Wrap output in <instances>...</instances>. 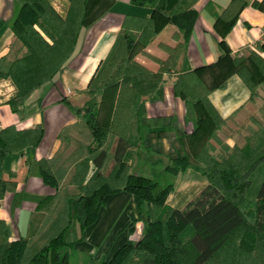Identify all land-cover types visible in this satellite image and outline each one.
Segmentation results:
<instances>
[{
    "label": "trees",
    "instance_id": "16d2710c",
    "mask_svg": "<svg viewBox=\"0 0 264 264\" xmlns=\"http://www.w3.org/2000/svg\"><path fill=\"white\" fill-rule=\"evenodd\" d=\"M61 14L52 0H14L10 28L18 47L0 59V80L10 79L16 94L8 104L19 113L26 101L61 75L76 50L81 33L104 12L107 0H66ZM199 0H133L151 10L149 17L127 15L116 40L85 91L82 107L63 98L78 122L61 133L63 149L53 159L39 161L43 182L55 193L35 209L30 235L11 241L0 220V264H69L84 232L96 224L106 199L132 195L138 218L128 211V240L109 264H264V117L253 120L243 147L231 149L217 136L226 124L210 100L237 75L251 93L264 89V42L246 56L224 50L213 64L184 70ZM247 0H232L216 18L223 37L236 25ZM264 12V0L254 2ZM175 76L173 94L185 102L186 122L193 131L182 134L165 117L149 118L145 104ZM168 127L178 148L162 175L178 176L192 169L207 186L183 209L167 205L174 183L137 174L135 152L152 154L145 135L167 136L154 128ZM44 128L0 131V202L16 184L3 179V162L11 154L36 149ZM76 144L64 158V150ZM217 145L220 152L217 153ZM157 174L155 177H160ZM74 192L63 189L64 185ZM43 216L39 221V217ZM142 236L131 237L136 224ZM39 224V226H37ZM80 237L72 239L75 227Z\"/></svg>",
    "mask_w": 264,
    "mask_h": 264
},
{
    "label": "crops",
    "instance_id": "0c3cea01",
    "mask_svg": "<svg viewBox=\"0 0 264 264\" xmlns=\"http://www.w3.org/2000/svg\"><path fill=\"white\" fill-rule=\"evenodd\" d=\"M107 1L104 12L81 33L76 50L63 73L57 76L53 83H47L34 92L19 113H14L8 104L15 97V85L10 79L0 80V131L9 126H15L19 130L37 126L44 128V138L36 149L28 148L21 153L11 154L3 162V179L16 184L15 190L7 192L0 202V220L6 223L11 241L30 235L31 223L37 215L36 206L45 197L55 193L43 182L39 161L53 159L60 154L63 149L62 131L78 122V118L63 103V98L70 101L68 98L70 95L77 92L79 94L87 89L100 63L109 54L127 15L149 17L151 14L149 8L136 6L133 0ZM231 1L199 0L196 3L198 18L188 46L184 67L186 72L215 63L224 54L219 44L223 38L233 55L246 56L249 50H255L257 45L264 42V12L253 5L254 2L262 0H247L248 4L240 12L236 25L223 37L224 28L216 27V18L229 7ZM52 3L61 14H65L68 8L66 0H52ZM13 14L14 0H0V59L14 56L18 48L14 44L15 37L10 28ZM175 79V76L165 78V83L159 91L146 102L145 112L149 118L172 119V125L176 130L182 134H190L193 131V124L186 122V104L173 94ZM263 91L264 89H260L259 97L251 100L250 91L235 75L223 88L211 94L212 104L226 121L217 136L231 149L238 146L237 137L232 133L233 125L243 115L254 111L253 103L262 96ZM253 119L258 120L256 115H249V121ZM153 131H164L168 135L156 138L153 134L147 133L144 146L151 149L152 154L134 151L133 155L134 157L144 155L147 158L156 155L165 159L166 164L162 163L161 159L149 163L152 166L158 164L155 166L161 169L159 172L161 178L169 157L176 153L178 145L170 128H154ZM215 146L219 153V147ZM188 171L192 173L189 177L190 183L198 184L200 189L186 205L208 184L202 175L192 169ZM186 172L175 176L176 182ZM136 209V200L128 193L108 197L96 224L88 228L83 234L82 241L76 244V251L71 255L69 264H109L114 254L128 240V228L131 226L128 211L132 210L134 217L138 218ZM142 227L141 223L136 224V231L131 237L133 240L140 239ZM79 237V227L76 226L72 239Z\"/></svg>",
    "mask_w": 264,
    "mask_h": 264
},
{
    "label": "rangeland",
    "instance_id": "374dc122",
    "mask_svg": "<svg viewBox=\"0 0 264 264\" xmlns=\"http://www.w3.org/2000/svg\"><path fill=\"white\" fill-rule=\"evenodd\" d=\"M260 95V92H259ZM80 97V98H79ZM69 100L76 106L82 107L86 100L88 99L86 95L83 94H78L74 93L68 97ZM258 98V97H257ZM262 98V100H260ZM257 101L253 104L254 106V111L250 113H246L243 115L240 119L237 120V122L233 125L234 130H232V133L234 136L237 137L236 142L238 144V147H243L246 143L245 138L249 134L248 128L249 127H254L256 128V124L254 123V119L249 121V115H256L258 121L263 120L264 117V91L262 92V96ZM76 144H72L69 149L64 150L65 152L63 153L64 158L68 157L71 153V151L75 148ZM159 159L162 160V163L166 164L167 161L163 159L162 157H158L156 155L151 156L149 158L145 157L144 155H138L135 156L132 155V164L136 169L135 172L137 174L155 179L159 181L162 185H167L169 183H174V191L172 192V195L168 197L167 200V205L170 207H178V208H183L187 201L191 199L196 192L200 189V186L198 184H191V180L189 177L191 176V172L188 171L185 174H183L176 182V179L170 175H163V177H155L157 174L160 172V168L157 163L152 165H149V163H154L159 161ZM163 173V172H162ZM160 178V179H159ZM176 182V183H175ZM63 189H66L68 191L74 192V188H70L64 185ZM137 212V209H136ZM138 216V215H137ZM43 216L40 215L38 218L39 221H41ZM39 226V224L37 225ZM141 238V237H140Z\"/></svg>",
    "mask_w": 264,
    "mask_h": 264
}]
</instances>
